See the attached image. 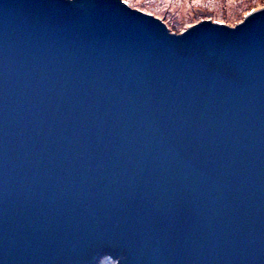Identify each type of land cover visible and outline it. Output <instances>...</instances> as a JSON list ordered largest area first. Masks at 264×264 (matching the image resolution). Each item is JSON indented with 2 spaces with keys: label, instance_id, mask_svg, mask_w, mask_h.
I'll list each match as a JSON object with an SVG mask.
<instances>
[{
  "label": "water",
  "instance_id": "obj_1",
  "mask_svg": "<svg viewBox=\"0 0 264 264\" xmlns=\"http://www.w3.org/2000/svg\"><path fill=\"white\" fill-rule=\"evenodd\" d=\"M103 256L264 264V9L0 0V264Z\"/></svg>",
  "mask_w": 264,
  "mask_h": 264
},
{
  "label": "rangeland",
  "instance_id": "obj_2",
  "mask_svg": "<svg viewBox=\"0 0 264 264\" xmlns=\"http://www.w3.org/2000/svg\"><path fill=\"white\" fill-rule=\"evenodd\" d=\"M130 8L156 16L171 33L212 20L240 24L244 18L264 9V0H127ZM103 256L97 264H117L118 260Z\"/></svg>",
  "mask_w": 264,
  "mask_h": 264
}]
</instances>
